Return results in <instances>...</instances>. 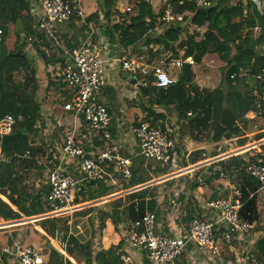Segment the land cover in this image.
<instances>
[{
    "label": "trees",
    "instance_id": "obj_1",
    "mask_svg": "<svg viewBox=\"0 0 264 264\" xmlns=\"http://www.w3.org/2000/svg\"><path fill=\"white\" fill-rule=\"evenodd\" d=\"M96 1L98 10L88 17L87 22L92 23L99 29L98 31L104 27L103 33L107 39V46L112 47L114 52L139 53L145 48L151 58L166 54H170L172 58H178V48H184L182 58L191 57L195 64L200 63L204 57L213 55H216L224 64L220 69L223 87L219 86L212 91L199 90L193 85L194 75L188 64L182 66L175 84L170 87L157 88L151 77L146 79L145 92H140L141 97L146 99V102L139 106L145 113L143 121L164 130L166 112H172L176 116L175 121L180 126V132L185 127L191 134L208 132L207 134L210 135L211 133V140L215 144L225 139L237 138L236 146L246 145L245 131L250 125L247 114L253 112L264 120V17L259 16L254 7L251 9L254 16L249 15L248 10L253 6L252 0H206L201 3L196 0H164L163 9L169 8L173 15L186 14L188 16L182 17L183 23L188 22L199 31L204 29L199 41L196 38L200 34L188 33L187 28L181 26V21L172 22L168 26L157 24V16H161L162 11L155 16L151 6L145 0ZM118 1L127 2V5L134 4L132 13L129 12L130 10L126 11V8H129L126 7L124 14H119L116 10ZM112 15L120 17V20L112 23L110 20ZM32 23L28 0H0V30L2 32L0 46H4L7 51V56L0 63V120L5 115H11L15 120L11 132L0 140V220L3 222L18 221L49 212L42 202V194L48 191L46 186L34 196L17 188V167L40 168L35 160L40 150L32 147L30 142L35 127L41 121V106L36 102L39 89L37 70L34 57L25 53V43L22 42L25 36L33 33ZM255 27L259 28V32L253 31ZM73 30H75L74 33ZM86 31L85 26L78 27L75 23L68 25L67 34L71 33L72 37L67 39L66 36H62V39L69 54L81 45L86 37ZM182 33L185 34L186 40L176 47L175 44ZM11 34L14 36V44L7 47L6 39ZM95 37L96 35L93 36V40H96ZM33 46L35 49L38 47L37 43ZM151 47H157V49L153 51ZM230 48H234L235 54L228 58ZM39 53L46 66L54 63L52 56L49 58L42 52ZM61 62L63 68L64 60L62 59ZM19 72L23 77L21 82H16L14 75ZM248 79L253 81L252 88L243 84ZM49 82L47 81L48 87L51 85ZM60 85L63 86L62 83ZM240 86H243L242 89L239 88ZM156 110H161L162 113H157ZM262 139L264 134L261 132L256 137V141ZM258 149L259 151L248 160L264 163V144ZM224 152L225 150L220 151V153ZM26 153L29 158L23 159ZM201 154V151L192 152L185 160L188 164L194 165L202 160ZM176 155L180 159L178 152ZM246 162L244 157L231 156L223 162L216 163L219 170L205 180V185L212 187L213 182L222 177L235 178L239 181L242 203L239 216L242 220L253 223L258 221L255 193L260 185L246 176L244 171ZM166 172V169L157 170L159 175ZM132 173V180L129 186L123 188L124 190L143 186L152 180L144 173L142 166L133 167ZM198 187L197 182L192 190ZM219 187L213 188L217 190ZM87 189V196L83 199V203L111 195L108 193L109 187L102 181L96 182L95 185L89 184ZM156 195V188L148 187L129 194L126 206L121 198L109 202L107 204L110 208L109 212L104 216L98 214L100 230L104 228L106 220H110L114 227L118 222L133 220L135 212L131 204L134 200L139 202L140 212L146 209L157 212ZM195 212L196 210L189 209L183 221L189 222L191 217L197 214ZM77 214L86 215L84 212ZM41 223L43 224L38 226L52 238L55 237L58 229L66 230L65 224L57 225L55 217L42 220ZM70 241L68 253L71 255L77 249L85 257V264H91L90 242L79 244L74 238ZM120 248L118 244L107 251L99 252L95 256L96 263L119 264ZM253 252L256 253L257 261L264 264V234L257 239ZM47 264L70 263L68 261L64 263L59 254L51 251Z\"/></svg>",
    "mask_w": 264,
    "mask_h": 264
},
{
    "label": "built area",
    "instance_id": "obj_2",
    "mask_svg": "<svg viewBox=\"0 0 264 264\" xmlns=\"http://www.w3.org/2000/svg\"><path fill=\"white\" fill-rule=\"evenodd\" d=\"M28 2L29 15L33 20V33L24 37L25 51L32 52L35 43L37 45L48 43L53 49L58 50L62 48L63 53L68 56L60 74L66 92L62 109L80 120L86 132L94 133L103 142V149L92 155L76 141L73 131H69L58 149L59 155L55 159L57 165L46 173L45 186L48 191L42 194L44 208L49 210L48 215L56 216L62 213L58 217H70L66 222V230L61 231L58 241V253L65 263L69 260L72 213L76 200L85 193L87 184L105 182L109 170L118 183L124 187L129 186L133 175L132 158L136 155L125 156L119 145L111 139V115L107 107L99 101L106 81V65L102 53L108 50L109 46L103 30L98 31L99 29L92 23L87 22L88 16L82 9V0H28ZM129 10L130 8H126V11ZM182 17L183 15H173L169 8H165L162 15L158 16L157 24L168 26L172 22L182 21ZM70 23L87 28L85 39L71 54L66 51L59 32V27ZM253 30L256 32L259 28L255 27ZM94 35L96 40H93ZM1 40L0 30V43ZM112 63L127 73L132 80L138 81L137 85L145 87V80L151 77L157 88H167L175 84L177 79L169 73L170 67L181 69L184 64L194 65L191 57L175 59L166 54L151 58L144 48L141 53L135 54L131 51L124 54L114 52ZM140 78L143 79V83L140 82ZM14 124L15 120L11 115H5L0 120V139L11 132ZM130 134L138 150V157L160 164L161 169L179 164L173 130L167 128L162 130L148 122L139 121L132 125ZM22 158H28V154ZM66 163L76 168L78 177L63 168L62 165ZM244 171L248 178L259 184L260 188H264V163L247 161ZM126 190H129L130 194L134 188ZM176 194L162 205L168 206L171 211L176 209L175 213L182 217L186 216L183 210L185 207L195 210V205L192 202L188 203L189 199L184 198L182 201ZM131 205L135 218L128 225L118 226L124 243L119 251V264H232L221 257V246L233 242L240 244L241 249L245 248L244 257L238 256L241 249L235 251L234 264H260L256 259V253L248 250V243L253 239L257 241L263 232H257L255 225L240 218L239 210L242 203L239 189L231 198L210 202L206 206L207 220L194 215L185 228L176 227L177 233L174 234L166 232L158 224L155 212L147 209L140 212L137 200ZM74 228L78 229L79 225H75ZM51 241L53 243L55 238ZM44 249L49 251L48 247L35 248L15 242L2 248L0 263L1 257L7 255L16 264H45Z\"/></svg>",
    "mask_w": 264,
    "mask_h": 264
},
{
    "label": "crops",
    "instance_id": "obj_3",
    "mask_svg": "<svg viewBox=\"0 0 264 264\" xmlns=\"http://www.w3.org/2000/svg\"><path fill=\"white\" fill-rule=\"evenodd\" d=\"M87 1H89V3H86V2L83 3L82 2V9L85 12V14L89 17L90 15H92L93 13H95L98 10V6H97L96 0H95V5L90 3L91 0H87ZM145 1L149 3V5L152 8L153 14L155 16H157L158 13L160 11H162V9L165 6L164 0H145ZM196 1L198 3L202 2L201 0H196ZM131 5L133 6V4H131ZM252 5L253 6L250 7V10H248L249 15L252 17L254 16V12L251 10L254 7L256 9V11L258 12V15L264 17V0H252ZM126 7H129L130 12H131V6L127 5V2L118 1L117 5H116V10H118L119 14H124V9ZM185 15L186 14H184L183 16H185ZM186 16H188V15H186ZM157 18H158V16H157ZM110 20L112 23H116L118 20H120V17H118L116 15H112V16H110ZM181 22H182L181 26H185L188 29V33L191 34V32L189 30V27H191V24H189L188 22L187 23H183V21H181ZM68 25L69 24H66V25L59 27V32H60L61 38H62V36H66L67 39H70L72 37L71 33L67 34ZM193 28L195 29V27H193ZM102 30H103V27H102ZM156 30H157L156 32H158L157 27H156ZM257 32H259V30L256 31V33ZM203 33L200 34V36L196 38L197 41H199L202 38ZM7 42H8V40L6 41V43ZM38 46L39 47H37V49H34L32 52L25 51V53L34 57V59H35L34 61L36 63V70L41 71L45 75H47L48 73L50 74V76H48L49 78L48 79L46 78L47 81H50L49 83H51V85L49 86V88H50L52 86H55V83H56L51 77H53V76L60 77V75L58 73H55L53 75L50 71H54V69L59 70V71L62 70L61 69L62 68V66H61V64H62L61 60L62 59L59 58L60 54H55V52H59L62 48H60L59 50L53 49L52 46H50V44H48V43H44L43 45H38ZM151 49L155 50V49H157V47H151ZM112 50H113V48L109 46L108 50H105L102 53V58L105 61V65H106V76H105L106 81H105V86L103 87L102 92L100 94L99 101L107 107V109L111 115V128H110L111 139L116 144L119 145V147L121 148V150L125 156L128 157L129 155H131V156L136 155L135 158H132V162H134V161L138 160V156H137L138 150L134 144V139H133L132 135L130 134V128L133 125L131 123H133V121L135 119L143 121V120H141V118L143 119L145 117V113L142 112V109L139 107L140 104H137L135 102L136 100H133V98L135 96V91L138 92L137 86H132L131 82L133 80L128 76V74L125 73L124 71L120 70L116 64L112 63V57H113V53H114ZM142 51H143V49L139 53H141ZM39 52H42L43 54H45L49 58H50V56H52L54 59L53 60L54 63L46 66L42 59L37 60L38 54H40ZM133 53L135 54V52H133ZM229 54H228V56H229ZM178 58L179 59L182 58V54H179ZM175 59H177V58H175ZM39 61H40V63H39ZM65 62H66V60H64V63ZM64 63H63V65H64ZM194 65H195V63H194ZM194 65L191 66V68H193ZM180 70L181 69L170 67L169 73L177 79V77L180 73ZM36 78H37V75H36ZM140 82L141 83L144 82L142 78H140ZM138 83L139 82L136 81V85ZM63 87H64V85H63ZM198 87L200 88V90L203 89V86H200V84H198ZM214 89H216V88H214ZM207 90H209V89H207ZM210 91H212V90H210ZM62 95H64V98L66 97L65 89H64V92L62 93ZM61 109H62V107H61ZM156 111H157V113H162L161 110H156ZM164 115H165V113H164ZM255 115H256L255 113L250 112L247 114L246 117L251 122V119H253L255 117ZM48 116L53 119V121H54L53 125L45 124V121H49V119H47ZM165 117H166V120H168V121L169 120L174 121L175 114L172 112H166ZM39 123L40 122H38L37 126L35 127V131L33 132V134L31 135V138H30V142H31L32 147L38 148V144L32 143L31 140H33L34 137L36 136V134L38 132L37 131L38 128H40L42 126V124H43V126L45 124V125H47L46 127L48 128V132L50 134L54 133L55 128L57 130L56 133L61 132L63 134L62 135L63 137L61 138L62 142L65 138V135L69 131H73V134L76 137V141L80 142L79 144H81V146H83L84 149L92 155L98 154L99 151H101L103 149V142L101 140H99V138L96 137V135L94 133L92 134V133L86 132L82 126V122H80V120H78V119H75L70 113L65 112L63 109H62L61 113H56V112L51 111L46 116H43V114H41V123L40 124ZM127 125L129 127H127ZM182 129L183 130L181 132L178 131V133H176L174 131L175 132V140H176V151L179 153V156H182V154L186 153V156H185L186 158L192 152L201 151L202 154L200 156H201V158L202 157L203 158L201 161L197 162L196 165H193L192 169L193 170L205 169L207 174L209 175V177L211 175H213L215 172H218L219 166H217L216 163L223 162V161L227 160L229 157L235 156V154H234L235 151L240 152L236 156L243 157V155L247 154L248 152L251 153L252 151H255V150L259 151L258 147L260 145L264 144V139H262L255 144H251L248 142V143H246L245 146L238 147V146H236L237 138H232V139H228V140L225 139L223 141H220L219 144H215L211 140V135H212L211 133H210V135L207 134L208 132H203L202 134H196V133L191 134L187 128L184 127ZM59 148H60V145H58L57 143H54V146L49 149L48 152L51 153V157L50 156L48 157L49 161H47L46 166L44 165L45 167H47V171L49 169H51L52 167L57 165L56 164L57 161L55 159L59 155V150H58ZM234 149H235L234 152H230ZM221 150H225V152H229V153L222 155V153H220ZM45 151H46V149L44 148V152ZM256 151H255V153H256ZM252 155H254V153H252L251 156ZM38 156H39V151H38ZM38 156L35 158V160H36L37 164L41 166L40 159ZM146 161H148V160H146ZM180 161L181 160H179V162H178L179 164H174L172 166H169L168 168H164V169H166V171H167L166 173L168 175L164 176L162 178L165 179V178L172 177L175 175L178 176V174H180L182 176L185 173V171H187V170H184L181 167ZM50 162L53 164H49ZM183 164H188L187 160L184 159ZM62 166L70 174L78 177V172L76 171V168L72 164L66 163V164H63ZM188 166H190V164H188ZM244 166H245V164H244ZM133 167H135V165H133L132 168ZM159 169H161V168H159ZM107 173H108V175L106 176V181L104 182V184L107 187H109L108 193L112 194L111 191L115 190L117 188V185H121V184L118 183L115 176L113 177V173L111 170L107 171ZM166 173H164L162 175H165ZM178 178H179V176L177 178H174V179H178ZM208 178H206V180ZM222 178H226V177H222ZM226 179H227V181H225L223 179L220 181L217 180L218 182H216V181L213 182V184L217 183V185H219V186L221 185L217 190L216 189L212 190L213 187L206 188L208 191V195H209L208 198H206V199L202 196V195H204V192L202 191V187H201L202 185L200 187L194 189V190H191V192H189V188L185 190L184 187H181L180 184H178L179 186L176 184V185H174L173 189L171 190L170 195L168 196V198L166 200H168L169 198H171L172 196H174L177 193L176 196L178 195L179 197H181L182 201H184V198L189 199L188 203L192 202L195 205L194 208L197 212L195 217H200L203 220H207L208 219V212L206 210V206H208V204L210 202H213L215 200H220V199L225 200L227 198H231V197H233L234 192L237 189H239V186H240L239 181H237L235 178H226ZM157 182H154V181L150 182L149 181L147 184H145L143 186L134 188L133 192H136V191H139L141 189L148 188V187L156 188V190H157L158 186H157V184H154ZM221 182L223 184H221ZM45 183H44V186L46 185ZM191 183H192V180H189L188 181L189 187L191 186ZM198 183H200V182H198ZM26 184L27 183H24V184L22 183V185H26ZM95 184L96 183L90 184V185H95ZM233 184L235 185V187H233ZM43 187H42V189H43ZM87 188H88V184L85 187V193L82 194L81 198L76 200L75 207H74L75 210L72 213V226H71L72 236H71V238L76 239V241L79 244L87 243V240H86V242L83 243L78 238V237L84 238L86 236V235L84 236V234L86 232V228L82 229V223L83 222L77 224V221L76 220L74 221V218H76V217H74V215H79V214H77L78 210L80 208H82V206H80V205H82V204L85 205V203H83V199H86L87 195H85V194H86V191L88 190ZM223 190L226 192L228 190H231V192H229L227 194V196H225V197H219L220 193ZM263 190H264V188H259V190H257L255 193L256 212L258 214V221H257L258 223L253 222L251 224L255 225V227H256L255 230L257 232L258 231L259 232L264 231L263 230L264 222H260L259 213H258V209H257V197H258V194ZM40 192L41 191H38V192H36L34 194H30V195L34 196ZM156 193H157V195H156V200H157L156 211L157 212H155V213L157 214L158 224H160L161 227L164 228L166 232H170L173 234L177 233L176 227L181 229V226H183L185 228L187 226V224L190 222V221L189 222L183 221L188 215L189 208H187V209H186V207L184 209L182 208L185 211V212L184 211H182V212L186 213L185 217H182L181 215L179 216L178 213H175L177 211L176 209L171 211V209L168 206L162 205V204H164L163 203L164 197L158 199L159 198L158 197L159 192H156ZM199 194H201V195H199ZM119 198L122 199V201H123L122 203L124 204V206H126L124 203V199L122 198L121 195H117L115 197L112 196L111 198H107V199L102 198V200H100L98 203L103 201L106 203L105 205L107 206V204L109 202L115 201ZM159 200H161V201H159ZM166 200H165V202H166ZM6 202H8V201L6 200ZM183 204H185V202H183ZM108 209L110 210L109 207H108ZM109 210H103L101 213L100 212H98V213L103 214V216H104V214L108 213ZM80 213H83V212H80ZM84 213L88 214L89 211L84 212ZM41 217L38 216L37 218H34L32 220L33 221H35V220H41L42 221L43 219H40ZM52 217H56V216L50 214V215H47V217L44 218V220L48 219V218H52ZM20 220H18V221H20ZM18 221H6V222H12L14 224V223H18ZM130 221L126 220V221L118 222L117 226H115V227L111 223L110 220L105 221L104 225H106V227L104 226V228L102 229L103 235H102V237H100V240H99L100 242L98 243V246L90 243V246H91L90 247V254H91L90 262H91V264H97L95 261V256L99 252L107 251L111 247L117 246L118 244L120 245V247L123 246L124 243H123V239H122V234H121V232H119L118 226L121 227V226H123V224L128 225L130 223ZM1 222H3V221L0 220V223ZM12 223H10V224H12ZM10 224H8V225H10ZM65 225H66V223H65ZM75 225H79V228L75 229L74 228ZM84 227H85V225H84ZM108 230H109V232H108ZM35 231H37V233L34 232L33 230L28 232V229H26L23 226H13L12 228H9V229H1L0 228V251L2 250V248L6 247V246L13 245L15 242L21 244L22 246H31V247L38 248V247L42 246V244H43V242H42V238L44 239V237L42 236L43 234L47 238L46 243H47V241L49 243L52 242L51 241L52 237H50L51 235H47L46 233H44L40 227L36 228ZM106 233L108 234V236L110 238L113 236L111 238V240L108 239V236L107 237L104 236ZM23 234H25V237H23ZM94 236H95V234H94ZM89 237H90V234L88 233V238ZM54 238H53V241H54ZM104 241H106V243H104ZM255 244H256V241L253 239L250 243H248V247H249L248 250L251 249V251H254ZM246 248H247V246H246ZM240 249H241L240 244H237L236 242H233L230 245H224L223 244L221 246V257L224 258L225 260L231 261V263L234 264L236 261V258H234L235 251H240ZM120 250H121V248H120ZM243 250L245 251L244 247H242V249L238 255L239 257H244V254H243L244 251ZM50 252H51V250L49 249V251L46 253V263L45 264H47L49 261ZM80 254H82V253H80ZM82 256H83V254H82ZM68 258L72 264H85V257L83 256L84 259L82 261V260H80V258H76V256L74 255V252L71 255L69 254ZM0 264H16V263L14 260L11 259V257L4 255L1 257V263Z\"/></svg>",
    "mask_w": 264,
    "mask_h": 264
},
{
    "label": "rangeland",
    "instance_id": "obj_4",
    "mask_svg": "<svg viewBox=\"0 0 264 264\" xmlns=\"http://www.w3.org/2000/svg\"><path fill=\"white\" fill-rule=\"evenodd\" d=\"M201 1L203 2L206 0H201ZM82 2L83 3H85V2L89 3V1H87V0H83ZM90 3L95 5V0H91ZM130 6H131V12L130 13H132L133 6L131 4H130ZM193 27H194L193 25H191V27H189V30L192 34L193 33L194 34H197V33L202 34L204 32V29H201L199 31L198 29H194ZM74 32H75V30H73V33ZM7 40H8V42L5 45L7 47H11L12 44H14V36L11 34L10 37L8 36L6 41ZM185 40H186V36L182 33L180 35L179 41L175 44V46L177 47L180 43L184 42ZM22 42L25 43V40H22ZM56 50H58V49H56ZM183 50H184V48H178L179 54H183V52H184ZM55 54H60L59 58L63 59V60H67V58H68L67 55H65L64 53H61L60 51L55 52ZM234 54H235L234 48H230V54H229L228 58H231ZM37 60H41L40 55H38ZM39 63H40V61H39ZM222 66H224L223 62L221 60H219V58L216 55H213L211 57H207V56L204 57L200 61V63L195 64L194 67L191 68L193 75H194V78L192 81L193 85L196 86V88L199 90H200V88L198 87V84H200V86H203V89H209V90H213L214 88H217L219 86L223 87L222 73L220 71ZM36 72H37L36 75H37L38 85H39V89H38L37 94H36V102L39 103L41 106V114H43V116H46L51 111L56 112V113H61L62 112L61 107L63 105L62 100L64 98V95H62V93L64 92V87L60 86L61 78L56 77V76L51 77L56 83H55V86H52L49 88L47 86L46 76H50V74L48 73L47 75H45L41 71H38V70ZM50 72L53 75L55 73H58L59 75L61 74V70L59 71V70L54 69V71H50ZM22 77H23V75L21 72L16 73L14 75V80L16 82H21ZM243 84L247 85L249 88L253 87V81L250 79L245 81ZM242 87L243 86H240L239 88L242 89ZM133 100H136L135 102L137 104H142L143 102L144 103L146 102V99H143L141 97V94L136 92V91H135V96H134ZM144 105L146 106V104H144ZM47 119H49V121H45V124L53 125V123H54L53 119L49 116ZM141 120H144V118L143 119L141 118ZM175 120H176V116L174 117V121L166 120L164 123V126H165V128H167L169 130H173L176 133H178V131H180V127L176 123ZM139 121L140 120L135 119L133 121V123H131V124H133V125L137 124V122H139ZM39 122L41 123V121H39ZM45 124H44V126L42 124V126L40 128H38V130H37L38 132H37L36 136L34 137L33 140H31L32 143L38 144V149L40 150L39 156H38L40 159V164H41V166L39 165L40 168L39 169H37V168L30 169V168H25L23 166L16 168V176L18 179L17 188L19 191L25 190L26 193H28V194H34L38 191H41L42 187L44 186V183L46 182L47 167H45V166L47 164V161H49L48 157L49 156L51 157V153H49L48 151L51 147L54 146V143H57L58 145H61V143H62L61 138L63 137L62 136L63 134L61 132L56 133V131H57L56 128H55L54 133L50 134L48 132V128L46 127L47 125H45ZM127 127H129V126L127 125ZM261 132L264 134V120L261 116L255 115V117L253 119H251V122H250V125L248 126V129H246V131H245V137L247 139L246 143L249 142L251 144H255V143L259 142V141H256V137ZM44 148L46 149L45 152H44ZM234 151H235V149L230 151V152H234ZM255 151H252L251 153L248 152L247 154H244L243 155L244 159L249 161L248 159L251 157L252 153L255 154ZM226 153H229V152H224V153H222V155H224ZM238 153H240V152L235 151L234 152L235 156ZM185 156H186V153L182 154V156L180 157L179 160H181L180 161L181 167L187 171H185L184 174L182 173L183 177L180 174H178V176H179L178 179H174V178L178 177L176 175L163 179L162 177L167 176L168 174L166 173L165 175H159L157 173V170L159 168H161L160 164H155L154 162H149V161L143 160L140 157H138V160L133 165H135L136 168H139L142 166V168L145 170L144 173L152 179L150 182H152V181L157 182L158 181L157 183H154V184H157V186H158V188L156 190V192H159V194H158L159 198L158 199L164 197L163 203H165V200L168 198V196L171 193V190L173 189L174 185H176V184L177 185L180 184L181 187H184L185 190L189 188V192H191V190L194 187L193 185L196 184L197 182H200V184L202 185L201 186L202 191L204 192V195H202V196L205 199L208 198L209 195H208V191L206 188H211V187L205 185V180H206V178L209 177V175L207 174L205 169L193 170L192 169L193 165L188 166V164H183L184 159H186ZM194 165H196V164H194ZM113 177H114V174H113ZM223 179L225 181H227L226 178H221L220 180H223ZM189 180H192L190 187L188 185ZM216 182H218V181H216ZM22 183L23 184L27 183V184L22 185ZM221 184H223V183L221 182ZM215 186H219V185H217V183H214L212 185V187H215ZM233 187H235L234 184H233ZM123 188H124V185H122V184L117 185V188L115 190L111 191L112 194L110 196L103 198V199L111 198L112 196L115 197L117 195H121L122 198L124 199L125 205H127L128 204V195H129L128 191L129 190H126V189L124 190ZM212 190H215V189L213 188ZM229 192H231V190H228L227 192L223 190L220 193L219 197H225V196H227V194ZM85 195H87V193ZM199 195H201V194H199ZM1 200L3 202H5L3 199H1ZM100 200H102V199H100ZM100 200L91 201V202H84L85 205L84 204L80 205V206H82V208H80L78 210V213L88 212V211H89V213L84 215V216L74 215V217H76V218H74V221L76 220L77 224L83 222L84 224L82 223V229L86 228V232L84 234V236L85 235L86 236L84 238L78 237L79 240L83 243L86 242V240H87V242H90L91 244L98 246V243L100 242L99 241L100 237H102V235H103V230L101 231L99 229V221H98V214L99 213L98 212L101 213L103 210H109V209L105 205L106 204L105 202L101 201L100 203H98ZM159 201H161V200H159ZM257 209H258V213H259L260 222H264V190L258 194ZM47 214H49V213L40 215V217L46 216ZM60 214H62V213L56 214V217H55L56 223L59 226L64 225L70 219L69 216L58 217V216H60ZM37 217L38 216L31 217V218H22L20 221H18V223H14V224L12 222H1L0 228L1 229H9V228H12L13 226H23L26 229H28V232L33 230L34 232L37 233V231H35V230H36V228L39 227L38 224L42 225L43 223H45V222L41 223V220H35V221L32 220V219L37 218ZM25 220H27V222ZM10 223H12V224H10ZM8 224H10V225H8ZM84 225H85V227H84ZM104 226L106 227V225H104ZM108 232H109V230H108ZM88 233L90 234L89 238H88ZM94 234H95V236H94ZM42 236L44 237V239L42 238V242H43L42 246L44 248H47L49 242L47 241V243H46L47 238H46V236H44V234ZM104 236L107 237L108 234L106 233ZM23 237H25V234H23ZM111 238L108 236V239L111 240ZM104 243H106V241H104ZM47 252L48 251L46 249H44L43 254L45 255ZM74 255L76 256V258H80V260L83 261L84 258L82 256V254H80L77 249L74 250ZM67 261L69 263H71L70 260H67Z\"/></svg>",
    "mask_w": 264,
    "mask_h": 264
},
{
    "label": "water",
    "instance_id": "obj_5",
    "mask_svg": "<svg viewBox=\"0 0 264 264\" xmlns=\"http://www.w3.org/2000/svg\"><path fill=\"white\" fill-rule=\"evenodd\" d=\"M7 56V51L5 50L4 46H0V63L3 61V59ZM131 85L132 86H137L138 90H140V92H145V87L144 86H141V85H136V81L133 80L131 82ZM145 187V186H144ZM46 218L45 216H42L40 219H44ZM60 233H61V229H58L57 232H56V235H55V241L53 243H49L48 244V248L56 253V254H59L58 253V241L60 239Z\"/></svg>",
    "mask_w": 264,
    "mask_h": 264
},
{
    "label": "clouds",
    "instance_id": "obj_6",
    "mask_svg": "<svg viewBox=\"0 0 264 264\" xmlns=\"http://www.w3.org/2000/svg\"><path fill=\"white\" fill-rule=\"evenodd\" d=\"M48 215V214H47ZM47 215L45 216V217H47ZM263 232V234H264V231H262ZM69 254V253H68Z\"/></svg>",
    "mask_w": 264,
    "mask_h": 264
}]
</instances>
